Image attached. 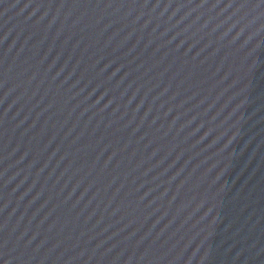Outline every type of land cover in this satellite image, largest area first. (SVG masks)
Segmentation results:
<instances>
[{"label": "water", "instance_id": "95a60500", "mask_svg": "<svg viewBox=\"0 0 264 264\" xmlns=\"http://www.w3.org/2000/svg\"><path fill=\"white\" fill-rule=\"evenodd\" d=\"M0 264H264V0H0Z\"/></svg>", "mask_w": 264, "mask_h": 264}]
</instances>
